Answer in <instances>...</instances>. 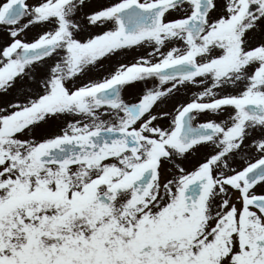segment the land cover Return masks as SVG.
Here are the masks:
<instances>
[{"label": "snow or ice", "instance_id": "obj_1", "mask_svg": "<svg viewBox=\"0 0 264 264\" xmlns=\"http://www.w3.org/2000/svg\"><path fill=\"white\" fill-rule=\"evenodd\" d=\"M0 264H264V0H0Z\"/></svg>", "mask_w": 264, "mask_h": 264}]
</instances>
